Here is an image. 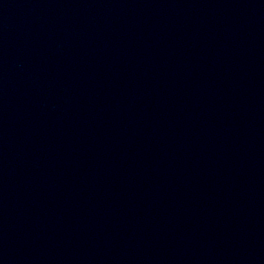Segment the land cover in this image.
Returning <instances> with one entry per match:
<instances>
[{
	"label": "water",
	"instance_id": "water-1",
	"mask_svg": "<svg viewBox=\"0 0 264 264\" xmlns=\"http://www.w3.org/2000/svg\"><path fill=\"white\" fill-rule=\"evenodd\" d=\"M0 264H264V0H0Z\"/></svg>",
	"mask_w": 264,
	"mask_h": 264
}]
</instances>
